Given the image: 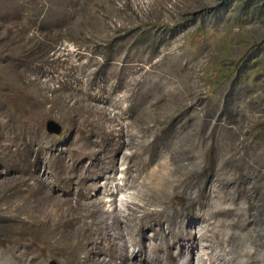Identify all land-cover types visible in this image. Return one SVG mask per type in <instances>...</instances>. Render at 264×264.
<instances>
[{
	"label": "rangeland",
	"instance_id": "obj_1",
	"mask_svg": "<svg viewBox=\"0 0 264 264\" xmlns=\"http://www.w3.org/2000/svg\"><path fill=\"white\" fill-rule=\"evenodd\" d=\"M134 151L135 166L148 163L138 191L158 173L181 189L165 209L149 206L154 216L127 222L121 201L134 188L103 192L123 185ZM110 168L115 176L92 180ZM65 191L77 204L65 234L82 235L75 228L90 211L102 219L104 202L125 241L144 227L138 264H172L177 234L196 242L205 201L219 220L249 228L241 239L264 256V2L0 0V264L65 262L64 250L49 251L56 227L43 220L65 211Z\"/></svg>",
	"mask_w": 264,
	"mask_h": 264
},
{
	"label": "bare ground",
	"instance_id": "obj_2",
	"mask_svg": "<svg viewBox=\"0 0 264 264\" xmlns=\"http://www.w3.org/2000/svg\"><path fill=\"white\" fill-rule=\"evenodd\" d=\"M137 157V152L134 151L130 156L129 161L126 160L128 166L125 170L123 169L124 171L121 173L123 185L121 187L115 185L112 190L107 188L103 192V196L113 198L118 190L122 191L123 188L129 189V186L134 188V192L121 201V204L125 208H122L123 213H125L123 217L127 222L130 218L133 219L136 217L139 212L142 213L141 218L154 216L155 211H149V206H159L161 208L164 207L165 209L169 206L171 201L179 196V190L181 189L178 185L180 180L175 181L172 174L158 173L155 176H152L150 182L143 181L138 185L139 187L144 188L147 191L146 193H142L143 191L140 192V189L138 191L134 186L136 185L140 171L144 169V166L148 163L142 162V164H140L139 161H137L135 166V162L132 163L131 160H137L139 158ZM134 168L135 170L132 171ZM115 170V168H110L97 174L92 180H95L98 177H107L106 180H108V178H110L108 177L109 174L112 173V175L115 176ZM133 172L136 173V176L132 175ZM114 176L113 180H115ZM215 177L216 176H214V178ZM214 178L209 183L208 190L206 191L207 197L204 195L206 200L210 197ZM105 187L106 186L104 185V188ZM87 188H97V185L94 182H91L87 185ZM68 194L69 193L66 191L61 194L64 197L63 202L65 205H68L65 211L64 208H55L43 217V220L46 218L47 223L45 224L56 227L51 239L47 242L49 251L54 255H60L61 251L64 250L65 262L63 264H138L135 262L137 261L135 258L138 255H142L146 250L144 246V227L142 228L140 225V234L132 240L130 239L131 241H125L124 234L119 227V212L109 213L103 208L105 207V203L101 202V212L99 213L101 214L102 219L94 218V214L91 211L86 213V215L83 214V216H81L80 224L75 228L78 234L82 233V235H78L77 238L75 235L68 236V234H65V226H68V220L66 217L70 218L71 210L77 208V204L69 202L75 198H69ZM80 195L81 193H78L77 198ZM43 196L46 198L54 197V191ZM183 198L185 199L186 196L184 195ZM108 203L113 205L116 201L112 199L109 200ZM61 210H63V212H61ZM114 210L119 211L117 207H114ZM159 212H162V209ZM218 217V207L216 205L210 204L208 201L202 202L200 205V211H197L194 216V221H199L200 225L197 229L199 234L198 240H196V242H188L183 234H177L175 240L179 247L178 253L176 254L175 259H172L171 263L189 264V259L186 261V258L184 262L179 263L178 261L180 258L187 257L188 255H192L193 257L195 252L200 250V253H203L207 258L205 261L201 262L202 264H207V262L209 264H264V256L260 257L252 248L251 250L249 249L251 245L247 244V237L241 239V233L245 231V235H248L249 228L246 229L241 226L237 229L236 223L221 221ZM125 225L127 226V224ZM248 225H246V227H249ZM192 227H188L186 231L190 230V228H195V226ZM239 241H241V244H238ZM202 243L206 244L203 245ZM173 245L174 243H169V245H167L165 252L167 257L170 256L168 250ZM24 246L27 245L25 244ZM74 248H76L78 252L75 251ZM231 249L235 250V255H233ZM215 250L220 252L221 255L219 254L217 256ZM225 256L229 257L227 260L228 262H225ZM145 260L149 262L148 259ZM156 261L155 258L154 264H156ZM149 263L152 264L151 261ZM197 264L200 263L198 262Z\"/></svg>",
	"mask_w": 264,
	"mask_h": 264
},
{
	"label": "water",
	"instance_id": "obj_3",
	"mask_svg": "<svg viewBox=\"0 0 264 264\" xmlns=\"http://www.w3.org/2000/svg\"><path fill=\"white\" fill-rule=\"evenodd\" d=\"M46 132L51 135H59L62 131L61 126H59L53 120H47L45 123Z\"/></svg>",
	"mask_w": 264,
	"mask_h": 264
},
{
	"label": "trees",
	"instance_id": "obj_4",
	"mask_svg": "<svg viewBox=\"0 0 264 264\" xmlns=\"http://www.w3.org/2000/svg\"><path fill=\"white\" fill-rule=\"evenodd\" d=\"M262 2H264V0H262Z\"/></svg>",
	"mask_w": 264,
	"mask_h": 264
}]
</instances>
